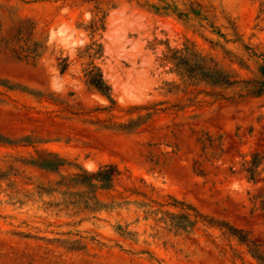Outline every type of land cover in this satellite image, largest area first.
I'll return each instance as SVG.
<instances>
[{
	"label": "rangeland",
	"instance_id": "rangeland-1",
	"mask_svg": "<svg viewBox=\"0 0 264 264\" xmlns=\"http://www.w3.org/2000/svg\"><path fill=\"white\" fill-rule=\"evenodd\" d=\"M263 70L264 0H0V264H264Z\"/></svg>",
	"mask_w": 264,
	"mask_h": 264
},
{
	"label": "trees",
	"instance_id": "trees-1",
	"mask_svg": "<svg viewBox=\"0 0 264 264\" xmlns=\"http://www.w3.org/2000/svg\"><path fill=\"white\" fill-rule=\"evenodd\" d=\"M102 27V21L99 25L92 23L89 25L91 31H95L98 27ZM95 52L98 49H94ZM198 54L193 53V56H188L185 54L173 56L176 58V65L179 67L180 73L186 78H198L204 77L206 80L210 81L212 84H230L231 81L228 77L223 74L216 66L212 63L207 62L204 58L197 56ZM60 69L64 70L67 67L66 57H63L59 62ZM86 80L88 83L95 86L98 90L105 93L109 90V85L105 82L102 77L101 72L98 67L94 64L86 70ZM264 91V70L262 71V77L259 79L253 80V86L247 87L243 95H258ZM216 94L218 92H215ZM257 153L252 154L250 164L245 167V170L248 172L249 177H252L255 173L257 167ZM34 163L42 167H48L57 169L61 162L54 156L48 155V153L39 152L38 155L32 159ZM119 173L116 165L113 163H107L98 167L97 170L91 172H78L75 174V179L79 181H91L93 179L102 180L105 183L109 184L114 177ZM228 231L231 234L237 235L240 240H246V233H243L240 228L235 226H228Z\"/></svg>",
	"mask_w": 264,
	"mask_h": 264
}]
</instances>
